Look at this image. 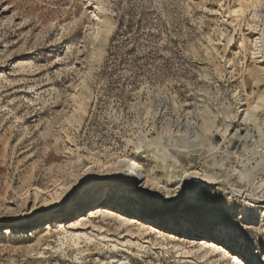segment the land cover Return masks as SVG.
<instances>
[{"label":"rangeland","instance_id":"rangeland-1","mask_svg":"<svg viewBox=\"0 0 264 264\" xmlns=\"http://www.w3.org/2000/svg\"><path fill=\"white\" fill-rule=\"evenodd\" d=\"M246 1L0 0V264H264V209L178 188L192 170L245 193L264 180L248 136L264 134V103L224 134L264 99V0ZM117 163L150 179L160 221L132 214L143 194L123 177L99 183ZM94 182L110 191L93 206L38 216Z\"/></svg>","mask_w":264,"mask_h":264},{"label":"bare ground","instance_id":"bare-ground-1","mask_svg":"<svg viewBox=\"0 0 264 264\" xmlns=\"http://www.w3.org/2000/svg\"><path fill=\"white\" fill-rule=\"evenodd\" d=\"M259 0H247L246 1V9L250 8L255 10L258 5H259ZM244 6L238 7L237 9H233L230 13L233 16H237L239 14L244 13ZM255 12V11H254ZM257 15V14H256ZM256 15H253L256 19ZM252 29V28H251ZM256 29V28H255ZM254 32V31H253ZM261 36L262 38H257L254 40V48L255 51L253 52V55L259 56L258 58H264V27L261 31ZM253 57V56H252ZM255 58V57H254ZM264 62V61H263ZM259 77V72H255L252 75V78L255 80H258ZM263 96V95H262ZM264 103V99H258L257 102L252 103L248 105L245 109L240 110L238 113L234 116V119H236V122L238 123V127H234V125H229L227 126L225 133L228 132L227 137H236L239 133V126H241L243 123L247 124L250 123L252 120L256 119V113L261 109L262 104ZM231 126V127H230ZM230 127V128H228ZM258 135L257 138L251 135V133L248 134L251 142H252V149L257 153V154H263L264 153V134L257 127ZM118 172L117 174H115ZM123 177L124 179L127 180V190H126V197H129L131 193L135 194H143V197L140 200V204L136 206L135 209L132 210V214L136 216V218H140L141 216H145L146 219H155L156 221H160V218H158L159 214L157 210L152 209L150 210V205H152L153 197L150 194L148 188L150 186V179L146 176L143 177L144 184V189L140 186V182L142 180L141 176L142 173L138 167H136L135 164L128 165V166H117L114 169L113 173H111L110 177H105L100 179L99 183L107 178L111 179L112 177ZM192 179H195L196 181L191 182ZM181 185H179L178 188H181L182 190H186V194H196L197 189H198V184H204L207 185L208 187H214V186H223L226 187V190L228 191V195L238 197L242 200L244 203V206L246 207L247 210H254L258 209L260 214L262 213V210L264 207L259 206L258 204H261L264 200L259 199L256 197L255 192L257 190L264 189V180L261 181L259 184L257 183V186L254 187L252 193H245L244 191H241L240 189H237L236 187H233L231 185H228V183L225 180L219 179L217 176L206 174L204 171H197V170H192L189 173H185V175L181 178L180 180ZM98 183V184H99ZM194 183V184H193ZM97 183H91L87 184L84 186L79 187L81 190H76L72 192L71 194H68L63 198V200L59 203H57L54 207L49 208L45 211H41L38 213V216L47 220L53 219H61L64 216H67L69 212L76 211L80 205H85L86 203H90V205H94V198L95 195H101L105 192H109L106 187H101V188H96L98 187ZM190 184L191 187H190ZM190 188V189H189ZM188 189V190H187ZM57 195V191H55ZM59 201V200H58ZM89 205V206H90ZM264 213V212H263ZM134 223H138L136 220H132ZM168 229H172L171 227H174V231H179V229H184L186 226H177L172 223L166 224ZM172 229V230H173ZM185 230V229H184ZM182 231V230H181ZM183 232V231H182ZM5 235H10V230L6 229L5 230ZM175 237V236H174ZM202 245H207V246H213L215 245L213 241L209 240H201ZM222 253H228L227 249H221L219 246L218 248ZM231 261L235 264H246L245 260L242 258H239L237 255H232Z\"/></svg>","mask_w":264,"mask_h":264},{"label":"trees","instance_id":"trees-1","mask_svg":"<svg viewBox=\"0 0 264 264\" xmlns=\"http://www.w3.org/2000/svg\"><path fill=\"white\" fill-rule=\"evenodd\" d=\"M110 57H111V59L109 60V62H111V63H109L110 64V66H111V70L110 71H112V73H114V71H115V69H116V63H114L115 62V60L116 59H114V57H116V53H111L110 54Z\"/></svg>","mask_w":264,"mask_h":264}]
</instances>
